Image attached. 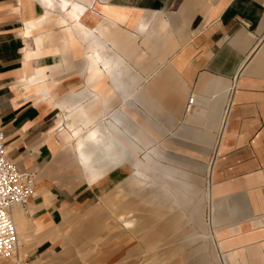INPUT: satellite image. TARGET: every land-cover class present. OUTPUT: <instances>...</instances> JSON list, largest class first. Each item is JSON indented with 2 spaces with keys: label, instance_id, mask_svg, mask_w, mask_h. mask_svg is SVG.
<instances>
[{
  "label": "crops",
  "instance_id": "0c3cea01",
  "mask_svg": "<svg viewBox=\"0 0 264 264\" xmlns=\"http://www.w3.org/2000/svg\"><path fill=\"white\" fill-rule=\"evenodd\" d=\"M145 82L178 94L164 112L163 146L179 148V161L154 142L153 120L136 119L145 99L134 92ZM0 122L8 159L35 181L25 210L12 209L20 257L45 264L98 209L107 189L96 182L121 167L130 173L114 196L142 188L151 208L189 202L182 156L196 147L212 150V264H264V0H0ZM60 135L89 185L61 178ZM116 221L131 229L136 218Z\"/></svg>",
  "mask_w": 264,
  "mask_h": 264
},
{
  "label": "rangeland",
  "instance_id": "374dc122",
  "mask_svg": "<svg viewBox=\"0 0 264 264\" xmlns=\"http://www.w3.org/2000/svg\"><path fill=\"white\" fill-rule=\"evenodd\" d=\"M163 39L162 35L158 40ZM148 47V44H145L138 52L137 61L141 66H135L134 69L140 77L147 75L149 69ZM162 59L161 56L157 62ZM76 63L81 64L79 60ZM163 64L157 66L158 73H163ZM130 69L132 71L133 67ZM71 79L79 80L78 73H74ZM155 84L153 83L151 91L147 82L136 86L134 93L142 94L145 99L144 105H138L140 115L136 119L138 118L139 125L142 124V118L153 120L158 128V131L152 135L154 142L168 151L173 150L175 152L173 159L179 161L181 159L177 154L179 148H172L170 145L164 147L166 136L170 134L164 131V112L167 107L170 109L177 103L178 94L172 89L166 94L164 83L160 84L159 89ZM156 85L158 86V83ZM149 113H152V117ZM60 140L61 178H69L68 180L72 182L77 178L79 182L84 180L86 186L89 185L77 165L70 145L63 142L61 135ZM185 149L188 153L182 158L186 167L188 185L185 189L189 202L180 207L174 206L172 210L161 207L151 208L147 204L148 194L141 187V193L135 195L136 197L130 194L125 197L114 196L111 191L125 175L130 173L129 167H121L119 168L121 173H115L117 170H114L113 174L109 172L104 179L96 182L102 181L101 186L107 189V192L95 201L98 209L94 212H86L78 225L65 233L66 239L60 246L43 262L45 264H179L180 257L188 254L189 264H212L213 241L208 223L209 212L205 207L209 195L212 150L208 155H201L197 153L201 148ZM146 175L148 176V173ZM152 181L153 178L150 177H143L140 180L144 185L151 184ZM73 187L75 188V185ZM160 190L157 196L161 193ZM158 197L161 199L160 195ZM174 197L179 196L174 195ZM122 212H129L136 218L135 225L131 229H122L116 221V215ZM0 264L15 263L13 260H4L0 261Z\"/></svg>",
  "mask_w": 264,
  "mask_h": 264
},
{
  "label": "built area",
  "instance_id": "2783aa9c",
  "mask_svg": "<svg viewBox=\"0 0 264 264\" xmlns=\"http://www.w3.org/2000/svg\"><path fill=\"white\" fill-rule=\"evenodd\" d=\"M194 97L188 100L185 111L189 112ZM35 190L33 175L19 169L8 159L5 137L0 122V261L13 260L15 264H42L18 255L19 235L12 218V209L26 208Z\"/></svg>",
  "mask_w": 264,
  "mask_h": 264
},
{
  "label": "bare ground",
  "instance_id": "6f19581e",
  "mask_svg": "<svg viewBox=\"0 0 264 264\" xmlns=\"http://www.w3.org/2000/svg\"><path fill=\"white\" fill-rule=\"evenodd\" d=\"M75 9H78V8H76L75 7ZM78 138H77V143H80L81 142V140H80V136H77ZM89 159V156H85L84 158H83V160H85V161H87ZM132 166H136V164L134 163V164H132ZM144 178H149V176H147V175H144L143 176ZM20 239V238H19ZM20 242V241H19Z\"/></svg>",
  "mask_w": 264,
  "mask_h": 264
}]
</instances>
